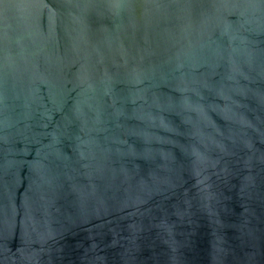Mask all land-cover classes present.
<instances>
[{"label":"water","instance_id":"1","mask_svg":"<svg viewBox=\"0 0 264 264\" xmlns=\"http://www.w3.org/2000/svg\"><path fill=\"white\" fill-rule=\"evenodd\" d=\"M0 264H264V0H0Z\"/></svg>","mask_w":264,"mask_h":264}]
</instances>
